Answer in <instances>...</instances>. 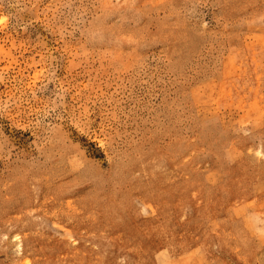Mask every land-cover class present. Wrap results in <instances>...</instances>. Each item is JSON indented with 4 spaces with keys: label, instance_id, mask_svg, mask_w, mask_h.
Instances as JSON below:
<instances>
[{
    "label": "rangeland",
    "instance_id": "obj_1",
    "mask_svg": "<svg viewBox=\"0 0 264 264\" xmlns=\"http://www.w3.org/2000/svg\"><path fill=\"white\" fill-rule=\"evenodd\" d=\"M0 264H264V0H0Z\"/></svg>",
    "mask_w": 264,
    "mask_h": 264
}]
</instances>
